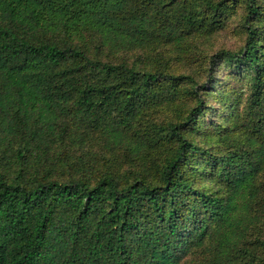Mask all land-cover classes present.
<instances>
[{
  "label": "trees",
  "instance_id": "1",
  "mask_svg": "<svg viewBox=\"0 0 264 264\" xmlns=\"http://www.w3.org/2000/svg\"><path fill=\"white\" fill-rule=\"evenodd\" d=\"M0 264H264V0H0Z\"/></svg>",
  "mask_w": 264,
  "mask_h": 264
},
{
  "label": "rangeland",
  "instance_id": "2",
  "mask_svg": "<svg viewBox=\"0 0 264 264\" xmlns=\"http://www.w3.org/2000/svg\"><path fill=\"white\" fill-rule=\"evenodd\" d=\"M241 32L239 20H234L232 23L218 35L212 37L208 42L202 45V47L209 52V55L215 54L221 49L237 50L242 44V38L239 35ZM126 59L131 60V55L122 54ZM173 68L176 73L199 77L200 83L208 82V75H210V67L208 62L200 64L199 61L194 59H185L182 61L174 62ZM238 68L235 64H230L225 61L217 64L214 67L212 75L216 79V84L208 83L207 89H211L212 96L208 95V108L202 119L206 125V132L212 133V128L218 126L223 118L222 108V93L230 92L233 88H241L242 82L238 73Z\"/></svg>",
  "mask_w": 264,
  "mask_h": 264
}]
</instances>
